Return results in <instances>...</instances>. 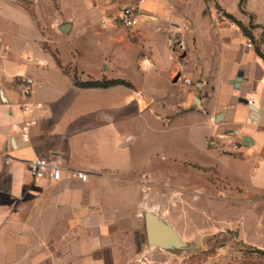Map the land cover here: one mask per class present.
<instances>
[{
    "label": "crops",
    "instance_id": "obj_1",
    "mask_svg": "<svg viewBox=\"0 0 264 264\" xmlns=\"http://www.w3.org/2000/svg\"><path fill=\"white\" fill-rule=\"evenodd\" d=\"M43 1L29 0L33 6ZM74 2L66 17L57 13L39 28L24 3L10 0L12 6L24 9L29 19L30 36L20 40L21 46L33 47V55L26 59L9 37L10 29L18 25L13 7L0 20V264H138L144 252L143 238L146 241L143 212L147 209L140 211V189L151 173L164 172L161 166L169 163L175 173L180 169L175 166L184 163L207 175L217 172L229 193L222 194V205L245 203L246 194L231 196L233 190L249 191L255 200L264 196V62L254 48L247 49L241 31L220 23L216 28L219 53L200 63L186 58L187 66L180 71L183 77L202 74L214 80L208 98L194 96L192 102H178L184 107L192 103L199 111L179 117L164 131L159 130L163 126L158 122L135 120L134 100L144 99L151 112L159 109L158 100L151 95L161 98L171 93L177 72L176 59L163 48V38L171 30L213 37L207 7L198 0L194 6L187 0ZM216 3L221 13L250 31L264 56V0ZM124 7L134 8L139 15L134 29L139 40L155 48L139 64L119 55V46L127 43L115 36L116 26L101 23ZM63 25L70 26L67 34H60L67 38L48 40ZM87 33L94 39L93 63L86 59L82 36ZM45 42L51 44L55 56ZM189 63L199 68L191 69ZM48 64L54 69L45 75ZM137 65L143 70L139 78L134 76ZM238 73L239 88L235 89ZM18 76L35 81L28 100L21 98ZM75 78L78 82L120 80L127 85L83 89L75 85ZM197 88L199 91L201 84ZM103 97L117 100L124 108L111 112L84 101ZM25 101L41 106L23 113ZM192 115H205L209 130L202 135L197 153L188 155L178 147L165 153L151 148L133 157L124 151L134 142V135L123 128L127 124L138 122L156 135L173 132L181 136L176 127L186 128L187 117ZM26 122L33 123L28 128V142L15 130ZM180 142L194 148L191 140L173 141L175 146ZM36 158L60 168V180L45 177L34 181L27 162ZM149 166L154 170H147ZM76 172L83 173L86 181L75 179L72 175Z\"/></svg>",
    "mask_w": 264,
    "mask_h": 264
},
{
    "label": "rangeland",
    "instance_id": "obj_2",
    "mask_svg": "<svg viewBox=\"0 0 264 264\" xmlns=\"http://www.w3.org/2000/svg\"><path fill=\"white\" fill-rule=\"evenodd\" d=\"M20 1L24 3L27 14L39 28H41L43 22L55 18L57 13L66 17L70 7L75 4V0H45L36 5L37 8H35L36 6H33L29 0ZM239 1L242 4V0ZM187 2L191 6L197 4L196 0H187ZM87 4L89 3L87 2ZM198 4L207 7L209 26L214 36L210 37L208 34L191 35L187 30H171L167 33L163 38V48L175 57L177 71H183V67L187 66V57L192 61L196 59L200 63L202 60L211 59L213 54L216 56L219 53L221 47L216 35V28L221 25L220 23H229L231 29L239 30L238 27L232 25L229 20L222 16L216 0H198ZM9 7H13L15 21L18 23L13 29H10L9 37L21 57L26 59L33 55V47L25 48L21 46L20 40L30 36L29 26H27L29 19L24 9L12 6L10 0H0V20L2 15L10 9ZM229 8H231V5H229ZM101 23L105 27L108 21L104 19ZM114 33L116 37L126 39L127 45L118 48L119 55L123 59H133L135 63L139 64L141 58L149 56L155 51V48L148 47L139 40L136 30L116 26ZM60 34L63 33L56 30V35L48 40L67 38L66 36L62 37ZM82 38L87 45L85 48L86 59L88 63H93L92 61L96 55L93 35L87 33ZM241 38L245 42L243 35H241ZM45 43L49 52L55 56L51 44H48L49 42ZM247 49L252 48L247 47ZM189 67L191 69L199 68L196 63H189ZM53 69L48 64L45 75H50ZM142 71L138 65L135 66L134 76L139 78ZM175 76L176 74L173 75L172 81H174ZM188 79L190 85L172 82L173 91L164 97L151 95L158 100L160 106L159 109L153 110L152 108V112L151 107L145 104L144 99L142 101L134 100L133 113L135 120L158 122L163 126L159 130L168 131L173 122L178 120L179 117L183 118L188 113L199 111V108L192 103L184 107L178 105V102L186 99L192 102L194 96L208 98L207 91L211 89L214 78L201 74L198 77ZM197 84H201L199 91ZM21 98L23 97L21 96ZM84 101L93 104L96 108H108L111 112H117L119 109L124 108L121 103L110 97H103V100L86 98ZM187 120L190 122L186 128L176 127L179 128L180 131L178 132L182 134L181 136L173 134V132L170 136L156 135L149 130H145V127L138 122L127 124L123 128L126 130L125 132L134 135V142L124 151L136 157L141 156V153L151 148H156L155 150L158 151L163 150L165 153L168 149L178 147L179 150L186 151L188 155L195 154L199 151L198 147L202 135L209 132L206 128L207 117L205 115H192L187 117ZM179 123L178 121L177 124ZM181 129L183 130L181 131ZM177 138L181 140L188 139V143L190 140L193 141V143H190L194 148L186 147L181 142L175 146L173 141ZM210 141L209 147H212L213 144ZM155 163V160H153V164ZM161 167L164 172L151 173L147 184H144L140 189V211L144 208L156 211L172 224L181 238L190 242L192 247L189 253L183 254L181 257H173L157 248H148L143 238L144 252L138 257L136 261L138 264H141V262L143 264H264V196L260 200H255L251 197L252 194L249 191L233 190L231 196L244 193L246 194V201L245 203H232L225 206L222 205L220 198L222 194L228 193V187L217 172L207 175L185 163L181 166H175L178 169L180 168L178 173L174 172L172 163ZM147 170L153 171L154 168L149 166ZM210 198L214 199L211 200Z\"/></svg>",
    "mask_w": 264,
    "mask_h": 264
},
{
    "label": "built area",
    "instance_id": "obj_3",
    "mask_svg": "<svg viewBox=\"0 0 264 264\" xmlns=\"http://www.w3.org/2000/svg\"><path fill=\"white\" fill-rule=\"evenodd\" d=\"M107 21L111 25L119 26L123 29L134 30L138 26L139 15L136 13L134 8L124 7L120 9L117 14L109 17ZM245 42L248 48H252V44L247 38H245ZM16 82L20 86L22 97L25 100H28L33 93L35 81L29 76H18L16 78ZM175 83L190 85V80L183 77L180 71H177ZM135 96L139 98L140 94L135 93ZM247 102L248 104H251V101L248 100ZM150 103H153V100H150ZM40 106L41 105L39 103L31 105L29 102L25 101L21 109L23 113H30L34 108H39ZM31 124L33 123L26 122L15 128L16 132L20 135L22 141L24 142L29 141L28 128ZM27 170L34 181H39L45 177H48L52 181H59L61 178L60 168L52 164L50 161L42 158H36L27 162ZM72 176L82 182L86 181V176L81 172H76Z\"/></svg>",
    "mask_w": 264,
    "mask_h": 264
},
{
    "label": "water",
    "instance_id": "obj_4",
    "mask_svg": "<svg viewBox=\"0 0 264 264\" xmlns=\"http://www.w3.org/2000/svg\"><path fill=\"white\" fill-rule=\"evenodd\" d=\"M69 25H63L59 31L67 34ZM241 73L234 83V88H239ZM199 88V86H198ZM245 104L248 102L245 100ZM251 111H255L250 107ZM244 142L251 143L249 139L244 138ZM143 221L145 229L146 245L148 248H157L165 254L173 257H181L183 254L189 253L191 250V243L184 241L176 232L173 225L170 224L164 217L159 215L156 211L146 209L143 212Z\"/></svg>",
    "mask_w": 264,
    "mask_h": 264
},
{
    "label": "trees",
    "instance_id": "obj_5",
    "mask_svg": "<svg viewBox=\"0 0 264 264\" xmlns=\"http://www.w3.org/2000/svg\"><path fill=\"white\" fill-rule=\"evenodd\" d=\"M227 20H229L232 24H234L238 29L241 31L242 35L247 38L251 44L252 48L255 49L256 54L262 58L264 62V56L257 50V48L254 45V39L250 33L249 30L243 28L239 22H237L232 16L222 12L221 13ZM66 71V69H64ZM74 83L77 87L83 88V89H89V88H107L110 86H115V85H127L126 83L120 81V80H111V81H87V82H78L75 78Z\"/></svg>",
    "mask_w": 264,
    "mask_h": 264
}]
</instances>
